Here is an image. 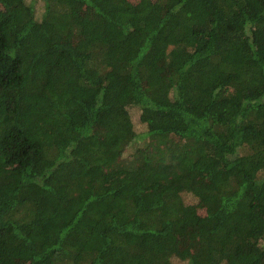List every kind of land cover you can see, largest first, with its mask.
<instances>
[{"label":"trees","instance_id":"16d2710c","mask_svg":"<svg viewBox=\"0 0 264 264\" xmlns=\"http://www.w3.org/2000/svg\"><path fill=\"white\" fill-rule=\"evenodd\" d=\"M22 262L264 264V0H0Z\"/></svg>","mask_w":264,"mask_h":264},{"label":"rangeland","instance_id":"374dc122","mask_svg":"<svg viewBox=\"0 0 264 264\" xmlns=\"http://www.w3.org/2000/svg\"><path fill=\"white\" fill-rule=\"evenodd\" d=\"M39 8V7H38ZM132 113H133V117L136 119V114H137V110L136 109H133L132 110ZM133 118V119H134ZM135 119H134V122H135ZM136 128L140 131V130H142L143 129V124H141L140 122H138V121H136ZM185 199L186 200H188V201H191V200H193L194 199V197L193 196H191V194H187V195H185ZM192 236L194 237V235L192 234ZM21 264H24V262H22Z\"/></svg>","mask_w":264,"mask_h":264}]
</instances>
